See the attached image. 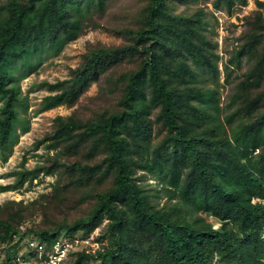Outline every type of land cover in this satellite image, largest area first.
<instances>
[{
    "label": "trees",
    "instance_id": "16d2710c",
    "mask_svg": "<svg viewBox=\"0 0 264 264\" xmlns=\"http://www.w3.org/2000/svg\"><path fill=\"white\" fill-rule=\"evenodd\" d=\"M199 14L173 13L165 0H151L146 9L147 26L126 30L134 44L97 48L84 56L71 78L47 86L52 90L63 85L60 91L43 97L45 108L72 105L111 55L120 49L145 53L136 68L117 77L122 83L120 110L88 122L73 116L56 119L55 137L83 127V134L102 145V162L113 172L112 186L96 194L85 216L50 228L27 226L28 232L49 246L59 234L71 236L78 228L86 233L101 217L109 219L107 230L115 244L94 252L75 251L67 264L83 260L98 264H261L264 205L253 198H264V114L240 124L230 135H221L216 90L202 89L197 90L198 98L206 108L204 112L196 109L207 114L205 121L210 118L212 128L202 122L201 128L189 129V110L182 113L180 107L185 106L182 100L192 89L188 81L195 73L183 64L181 72L165 68L188 49L200 54L194 43L195 37L200 38ZM78 25L66 15L61 0H9L0 7V149L11 141L14 103L18 101L14 87L4 88L14 60L10 55L23 59L27 53L51 49L57 42L75 37ZM247 46L250 50L253 42ZM163 48L166 52L161 55ZM194 59L199 61L197 56ZM263 65L257 61L252 74L260 77ZM157 105L165 131L152 145L148 116ZM71 165L80 166L75 161ZM37 172V168L15 170V181L0 188L19 187ZM150 177L156 179L158 190L148 183ZM160 190L168 199L159 206ZM0 225L4 228L0 240L9 239L17 229L6 219H0Z\"/></svg>",
    "mask_w": 264,
    "mask_h": 264
},
{
    "label": "rangeland",
    "instance_id": "374dc122",
    "mask_svg": "<svg viewBox=\"0 0 264 264\" xmlns=\"http://www.w3.org/2000/svg\"><path fill=\"white\" fill-rule=\"evenodd\" d=\"M8 1L0 0V7ZM150 2L61 0L66 15L79 24L76 36L57 42L51 49L27 53L25 59L10 55L14 60L10 61V73L4 79V88L14 87L18 101L14 103L11 141L0 149V186L13 183L17 176L14 171L23 167L31 170L37 168L38 172L19 187L0 188V219L8 220L17 228L27 221L29 227L49 228L58 223H71L90 211L97 193L112 186L113 172L102 162V145L83 134V127H76L68 136L55 137L56 119L59 116L63 119L73 116L88 122L105 117L108 112L120 110L122 83L117 77L129 68H136L145 53L120 49L114 56L111 55L102 64L99 76L89 80L72 105L58 104L45 108L43 97L60 91L63 85L52 90L47 86L71 78L73 70L81 65L84 56L91 51L134 44L135 40L126 30H139L147 26L146 9ZM165 2L173 13L200 11V38L194 39L200 54L188 49L175 58L177 63L173 59L165 65L167 70L178 69L181 72L183 64L195 73L188 81L192 89L186 91L182 100L185 106L180 107L182 113L186 109L190 111V114L189 111L186 113L189 129L201 128L202 122L203 126L206 122L207 128H212V120L209 118L205 121L207 114L196 109L198 107L204 112L206 108L198 98L197 90L202 89L204 92L208 88L216 90L221 135H230L240 124L262 116L264 65L260 77L257 73L252 74V71L257 61L264 62V0ZM254 35L258 37L254 38ZM251 42L253 47L249 50L247 45ZM165 52L164 48L160 50L161 55ZM182 85L180 82L178 87ZM149 96L147 92V99ZM2 103L3 95H0V107ZM158 112L157 105L148 116L152 145L158 142L165 131ZM205 112H210V109ZM229 115L231 117L227 119ZM215 123L213 121V125ZM23 158L25 161L21 165ZM74 161L80 164L76 169L71 165ZM147 181L156 190L160 187L153 177ZM159 194L160 198L156 200L160 206L168 197L163 190ZM118 205L122 207L123 203ZM109 221L105 216L101 217L91 231L85 233L84 229L78 228L73 234L90 237L96 249L110 248L115 244V239L107 230ZM213 223L219 227L217 222ZM128 252L131 256L132 252ZM71 254L62 264H67ZM80 264L98 263L83 260Z\"/></svg>",
    "mask_w": 264,
    "mask_h": 264
},
{
    "label": "built area",
    "instance_id": "2783aa9c",
    "mask_svg": "<svg viewBox=\"0 0 264 264\" xmlns=\"http://www.w3.org/2000/svg\"><path fill=\"white\" fill-rule=\"evenodd\" d=\"M253 202L264 205V198L255 197ZM28 221L20 225L9 239L0 240V264H62L72 253L78 250L94 252L96 250L90 237L71 236L57 237L49 246L38 240L27 231ZM264 239V226L260 232ZM264 264V256L261 258Z\"/></svg>",
    "mask_w": 264,
    "mask_h": 264
}]
</instances>
